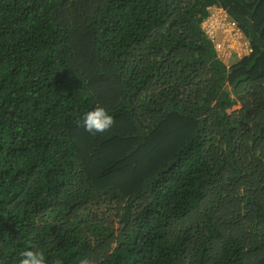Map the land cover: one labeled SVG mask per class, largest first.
Returning <instances> with one entry per match:
<instances>
[{"label":"trees","instance_id":"16d2710c","mask_svg":"<svg viewBox=\"0 0 264 264\" xmlns=\"http://www.w3.org/2000/svg\"><path fill=\"white\" fill-rule=\"evenodd\" d=\"M214 7L249 55L216 51ZM24 250L264 264V0H0V264Z\"/></svg>","mask_w":264,"mask_h":264},{"label":"clouds","instance_id":"9594fccd","mask_svg":"<svg viewBox=\"0 0 264 264\" xmlns=\"http://www.w3.org/2000/svg\"><path fill=\"white\" fill-rule=\"evenodd\" d=\"M208 18L225 19L226 22H234L238 26V28L241 30L242 32L241 40L242 42H245L248 44L249 48L251 49L250 52L247 53L244 51H240L238 49H228L227 50L228 56L226 57L223 53L217 50L216 44H217V41L218 42L222 41V34L217 35L215 39H213L207 34L204 28V24L206 23ZM201 27L203 28V31H205L206 34L214 41V47L216 51L220 54V56L225 60L226 63H229L231 61L233 54H235L238 58L243 55H249L253 51L251 44L246 39L244 32L242 28L240 27V25L229 16L228 12L224 8H218V7L212 8L210 15L207 18H205V20L202 22ZM239 108L241 107H237L236 109H239ZM82 123L88 132L102 133L110 129L113 126L114 119L105 108L96 107L95 109L90 110L84 114ZM19 256H20L19 264H46L44 255L42 253H39L33 250L21 251L19 253ZM82 264H90V262L87 259H85L82 261Z\"/></svg>","mask_w":264,"mask_h":264},{"label":"built area","instance_id":"2783aa9c","mask_svg":"<svg viewBox=\"0 0 264 264\" xmlns=\"http://www.w3.org/2000/svg\"><path fill=\"white\" fill-rule=\"evenodd\" d=\"M207 34L213 39L222 34V41H217V50L228 56V49H238L249 53L250 48L247 43L242 42V32L234 22H226L225 19L208 18L204 24Z\"/></svg>","mask_w":264,"mask_h":264}]
</instances>
